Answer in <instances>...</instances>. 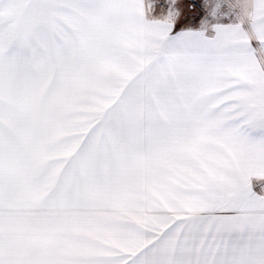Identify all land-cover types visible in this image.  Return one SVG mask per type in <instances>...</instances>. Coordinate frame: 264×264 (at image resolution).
I'll list each match as a JSON object with an SVG mask.
<instances>
[{"label": "snow or ice", "instance_id": "snow-or-ice-1", "mask_svg": "<svg viewBox=\"0 0 264 264\" xmlns=\"http://www.w3.org/2000/svg\"><path fill=\"white\" fill-rule=\"evenodd\" d=\"M0 264H264V0H0Z\"/></svg>", "mask_w": 264, "mask_h": 264}]
</instances>
